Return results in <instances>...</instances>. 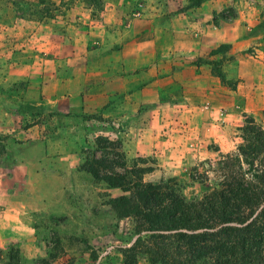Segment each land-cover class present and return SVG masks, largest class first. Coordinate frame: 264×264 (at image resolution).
<instances>
[{
    "label": "rangeland",
    "instance_id": "1",
    "mask_svg": "<svg viewBox=\"0 0 264 264\" xmlns=\"http://www.w3.org/2000/svg\"><path fill=\"white\" fill-rule=\"evenodd\" d=\"M136 1L120 22L129 25L145 19L152 24V37L137 42L139 56L145 49L152 59L137 63L134 77L120 74L116 83L119 92L111 96L120 100L118 117H112L119 128L133 123L134 141L144 135V127L156 134L162 133L163 121L178 123L180 131L172 138L184 167H170L164 175L154 155L125 154L127 162L130 167L152 170L143 175L144 182L173 180L172 186L187 200L200 198L214 185L211 170L220 155L235 152L245 122L253 119L264 125V0ZM109 9L103 0H0L3 93L10 94L21 107L38 96L37 90L41 99L62 97L69 92V63L65 60L71 53L88 57L86 66L91 69L97 68L96 58L105 53L127 56L128 43L108 48L100 44L101 26L108 22ZM70 19L84 22L74 40L69 38ZM159 25L168 27L159 30ZM97 82L96 75L91 77L92 85ZM132 83L134 95L127 92ZM100 89L92 96L103 95ZM33 108L30 121L43 123L53 118L41 107ZM82 117L95 119L94 115ZM203 127L201 142L198 131ZM96 137L108 138L100 132L92 135ZM194 168L206 172L209 182L192 180ZM120 195V190H108L98 182L87 192L88 209L81 215L82 222L76 221L75 213H71L72 222H66L68 216L37 220V253L21 255L11 246L0 250V264H153L143 247L135 248L134 220L102 207ZM95 196L101 205L92 211Z\"/></svg>",
    "mask_w": 264,
    "mask_h": 264
},
{
    "label": "crops",
    "instance_id": "2",
    "mask_svg": "<svg viewBox=\"0 0 264 264\" xmlns=\"http://www.w3.org/2000/svg\"><path fill=\"white\" fill-rule=\"evenodd\" d=\"M103 1L111 9L107 24L101 26L100 44L108 48L128 43L127 56L105 53L96 58L99 62L97 68L91 69L86 66L88 57L71 53L65 60L69 63V92L62 97L55 95L41 99L37 90L38 96L25 107L18 105L10 94L0 89V250L16 246L21 255L37 253L35 224L42 218L68 216L66 222H72L74 218L71 213H75L76 221H83L81 215H86L88 209L85 200L87 192L93 190L98 182L80 166L83 151L97 132L107 137L110 135V139H119L125 154L139 157L154 155L157 166L163 168L161 174H168L170 167L177 170L185 165L177 153L179 147L172 138L180 131L178 123L163 121L162 133L156 134L144 127V135L134 141L131 139L133 123L127 122L125 127L119 128L120 124L115 121L120 100L111 96L119 92L116 83L121 78L120 74L127 72V76L131 74L134 77L132 74H135L137 63L151 62L152 54L145 49L143 56H139L137 42L152 37V24L145 19L134 20L129 25L120 22L121 16L127 14L125 11L134 8L136 0ZM110 19L115 21L111 22L112 25ZM68 22L71 31L69 38L74 40L76 35L79 36V24L84 22L75 19ZM157 27L164 30L168 26ZM74 65L82 70L77 71ZM93 72L98 80L95 84L98 85L91 83ZM99 88H102L100 91L103 95L93 97V91H99ZM134 90L135 84L132 83L127 92L134 95ZM36 106L41 107L45 115L53 117L50 122L28 119L35 114L33 107ZM81 115H94L95 119H83ZM98 117L101 120L97 121ZM105 119H112L113 122ZM190 126L186 127L190 130ZM205 129L203 127L198 131L202 136L201 142ZM183 130L186 131V128ZM189 136L186 135V138ZM99 205L101 200L95 196L90 206L92 211ZM104 206L108 208L107 211L115 213L108 204Z\"/></svg>",
    "mask_w": 264,
    "mask_h": 264
},
{
    "label": "trees",
    "instance_id": "3",
    "mask_svg": "<svg viewBox=\"0 0 264 264\" xmlns=\"http://www.w3.org/2000/svg\"><path fill=\"white\" fill-rule=\"evenodd\" d=\"M240 132L235 152L220 155L214 185L200 198L187 200L173 180L144 182L152 170L130 167L119 139H93L80 167L122 192L107 204L134 220L135 248L143 247L153 264H264V125L249 119ZM192 172V180L209 182L206 172Z\"/></svg>",
    "mask_w": 264,
    "mask_h": 264
}]
</instances>
